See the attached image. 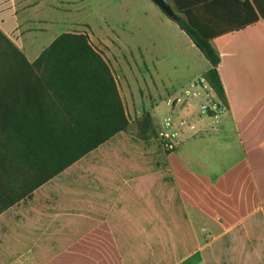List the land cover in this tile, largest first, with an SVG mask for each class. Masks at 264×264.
I'll list each match as a JSON object with an SVG mask.
<instances>
[{"label": "crops", "instance_id": "1", "mask_svg": "<svg viewBox=\"0 0 264 264\" xmlns=\"http://www.w3.org/2000/svg\"><path fill=\"white\" fill-rule=\"evenodd\" d=\"M32 8L0 0V29L31 63L56 39L27 44ZM213 47L224 127L202 128L189 110L164 126L152 107L159 138L119 133L0 215V264H264V20ZM123 101L128 116L146 112Z\"/></svg>", "mask_w": 264, "mask_h": 264}, {"label": "trees", "instance_id": "2", "mask_svg": "<svg viewBox=\"0 0 264 264\" xmlns=\"http://www.w3.org/2000/svg\"><path fill=\"white\" fill-rule=\"evenodd\" d=\"M169 1L211 64L203 79L228 108L213 42L264 20V0ZM131 127L114 72L87 33L59 35L31 63L0 29V215L119 133L159 138L149 112Z\"/></svg>", "mask_w": 264, "mask_h": 264}, {"label": "rangeland", "instance_id": "3", "mask_svg": "<svg viewBox=\"0 0 264 264\" xmlns=\"http://www.w3.org/2000/svg\"><path fill=\"white\" fill-rule=\"evenodd\" d=\"M29 3L33 5L28 12L36 31L25 32L27 44H35L40 50L63 33H87L113 68L127 107L133 111L136 108L139 117L144 111L151 114V108L159 105L157 119L164 126L169 121L180 124L181 118H187L188 114L178 116V113L189 110L202 128L224 127V117H209L206 111L202 112L204 106L214 111L217 105L214 104L217 97L203 79L209 62L190 39L185 42L161 20V9L152 0H29ZM129 116L133 120L135 114ZM140 119L134 118L132 130Z\"/></svg>", "mask_w": 264, "mask_h": 264}, {"label": "water", "instance_id": "4", "mask_svg": "<svg viewBox=\"0 0 264 264\" xmlns=\"http://www.w3.org/2000/svg\"><path fill=\"white\" fill-rule=\"evenodd\" d=\"M161 10L162 12L171 20L179 23L183 20L184 16L178 14L175 9L173 8L172 4L169 0H152ZM200 84L203 86V80H199ZM224 107L221 105V103H218L216 105V110L212 111L210 107L204 106L202 108V112L207 113L209 117H213L216 114H219V112L223 111Z\"/></svg>", "mask_w": 264, "mask_h": 264}, {"label": "built area", "instance_id": "5", "mask_svg": "<svg viewBox=\"0 0 264 264\" xmlns=\"http://www.w3.org/2000/svg\"><path fill=\"white\" fill-rule=\"evenodd\" d=\"M164 148L171 150V149H173V146L170 144V145H166Z\"/></svg>", "mask_w": 264, "mask_h": 264}]
</instances>
